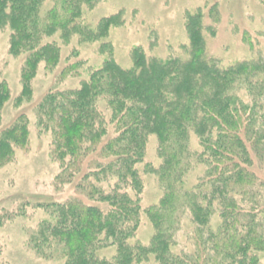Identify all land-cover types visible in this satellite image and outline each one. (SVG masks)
I'll list each match as a JSON object with an SVG mask.
<instances>
[{"label": "trees", "instance_id": "trees-1", "mask_svg": "<svg viewBox=\"0 0 264 264\" xmlns=\"http://www.w3.org/2000/svg\"><path fill=\"white\" fill-rule=\"evenodd\" d=\"M46 1L54 3L51 19L68 25L79 2L89 0H0V27L13 32L11 50L29 53L27 77L38 59L56 56L52 44L40 43L39 9ZM198 17L187 23V59L148 58L134 48L129 68L105 60L79 88L50 92L38 104L57 178H77L85 199L39 205L48 218L28 240L37 255L63 264H261L264 62L222 67L207 58ZM73 27L84 29L77 22ZM24 86L23 92L28 78ZM7 97L0 84V104ZM25 126L17 119L0 132V154L10 156L12 146L25 142ZM151 133L159 139L156 173L164 192L158 205L142 210L138 165ZM189 134L198 137L199 152L190 154ZM192 165L205 169L187 186ZM142 213L155 229L146 245L134 239ZM184 215L192 230L180 243L176 232Z\"/></svg>", "mask_w": 264, "mask_h": 264}, {"label": "rangeland", "instance_id": "rangeland-1", "mask_svg": "<svg viewBox=\"0 0 264 264\" xmlns=\"http://www.w3.org/2000/svg\"><path fill=\"white\" fill-rule=\"evenodd\" d=\"M54 5L46 1L39 9L44 25L40 43H50L56 56L38 59L30 75H24L28 52L11 50L12 30L0 27V84L8 97L0 104V132L17 119L25 122L23 144L12 146L11 155L0 154V264H63L61 258H43L28 244L37 224L48 218L40 204L76 197L77 178L61 183L59 164L54 161L50 131L38 124L36 107L46 94L79 88L89 75L112 59L123 68L131 66V51L139 48L156 59L189 57L187 23L198 15L207 58L226 67L243 60L264 62V0H89L80 1L78 16L68 25L51 19ZM84 29H76L73 23ZM80 27V28H82ZM50 57V55H48ZM28 78L27 91L23 92ZM21 117V118H20ZM112 133V128L109 132ZM190 154L199 152V140L189 134ZM159 139L149 134L140 172L141 209L158 205L163 188L156 173L161 164ZM150 165L151 168H145ZM203 165H192L185 184L196 183ZM150 170V171H149ZM189 217L184 215L176 232L183 243L191 235ZM155 234L144 213L135 240L148 244ZM264 264V252L259 254ZM144 264H156L152 259Z\"/></svg>", "mask_w": 264, "mask_h": 264}]
</instances>
